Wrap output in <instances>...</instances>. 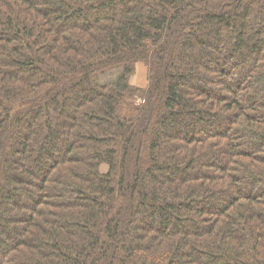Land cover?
I'll list each match as a JSON object with an SVG mask.
<instances>
[{"label":"trees","instance_id":"obj_1","mask_svg":"<svg viewBox=\"0 0 264 264\" xmlns=\"http://www.w3.org/2000/svg\"><path fill=\"white\" fill-rule=\"evenodd\" d=\"M0 264H264V0H0Z\"/></svg>","mask_w":264,"mask_h":264},{"label":"rangeland","instance_id":"obj_2","mask_svg":"<svg viewBox=\"0 0 264 264\" xmlns=\"http://www.w3.org/2000/svg\"><path fill=\"white\" fill-rule=\"evenodd\" d=\"M145 79H146V68L144 67L143 64H138L136 66L135 73L131 77V82L135 85H143L145 84ZM107 168L106 165L101 166V170L105 171Z\"/></svg>","mask_w":264,"mask_h":264}]
</instances>
